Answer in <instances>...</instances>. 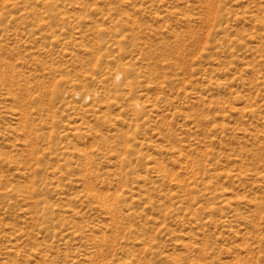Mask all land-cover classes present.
<instances>
[{"label":"rangeland","instance_id":"obj_1","mask_svg":"<svg viewBox=\"0 0 264 264\" xmlns=\"http://www.w3.org/2000/svg\"><path fill=\"white\" fill-rule=\"evenodd\" d=\"M0 264H264V0H0Z\"/></svg>","mask_w":264,"mask_h":264}]
</instances>
